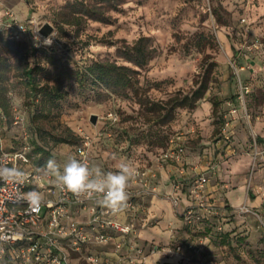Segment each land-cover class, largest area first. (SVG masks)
<instances>
[{"label":"rangeland","instance_id":"374dc122","mask_svg":"<svg viewBox=\"0 0 264 264\" xmlns=\"http://www.w3.org/2000/svg\"><path fill=\"white\" fill-rule=\"evenodd\" d=\"M21 1L27 19L34 21L24 43H43V27L54 29V46L42 45L29 56V64L41 68L42 85L62 83L66 95L53 116L38 117L41 98L35 102L13 68L6 86L15 97H8L10 116L6 125L0 124L3 148L39 145L62 165L77 159V148L88 136L90 167L117 172L122 163H131L135 173L150 171L146 182L157 188L154 195L136 174L127 187L150 193L149 198L174 195L158 191V172L167 171L175 178L174 190L184 186L179 207L172 203L182 224L168 228V242L155 243L166 248L165 253L149 257L147 264H264V0H127L116 10L106 9L108 22L86 19L76 27L63 22L73 11L68 7L95 5L98 0ZM141 37L152 40L157 56L147 68L138 69V84L132 89L115 92L92 82L83 87L64 74L58 79L62 69L85 71L96 61L131 66L118 50ZM0 56L16 64L2 40ZM207 69L210 90L197 108L169 113L170 101L180 92L194 91ZM16 116L22 119L19 125ZM180 133L187 138L185 160L190 164L160 161L172 137ZM201 175L209 183L199 203L190 191ZM239 191L243 200L237 203ZM190 206L195 207V217L187 226L184 212ZM158 224L155 218L147 227Z\"/></svg>","mask_w":264,"mask_h":264},{"label":"built area","instance_id":"2783aa9c","mask_svg":"<svg viewBox=\"0 0 264 264\" xmlns=\"http://www.w3.org/2000/svg\"><path fill=\"white\" fill-rule=\"evenodd\" d=\"M33 20H21L15 11L0 0V35L8 41H22L32 25ZM52 39V37H51ZM34 39L33 47L54 46ZM8 97L14 99L15 94ZM236 113V111H234ZM113 115H110L112 118ZM22 119L15 117V124ZM8 117L0 110V124L6 125ZM225 133V140L230 136ZM185 134H177L170 140L167 151L160 156V161H170L180 166L186 164ZM0 136V158L8 166H15L25 171L22 183L0 179V264H147L149 257L163 254L166 248L155 243L141 244L140 231L155 221L145 199L155 194L157 188L151 189L147 184L150 171H136L145 188L150 193H137L127 188V207L123 212L113 213L102 203V194L92 198L77 196L57 187L51 176H45L36 166L29 144L20 149L5 150ZM90 138L83 136L82 144L77 149V159L87 160L90 165L88 147ZM215 170V167H212ZM209 178L201 175L192 189L191 195L202 203ZM175 190L184 193V186L176 185ZM31 191L43 194V202L33 206L26 198ZM175 207H179V197L171 198ZM187 226L194 223L195 207H187L184 212ZM141 227V228H140ZM221 230V229H219ZM182 248L178 247L177 251ZM169 251V250H168Z\"/></svg>","mask_w":264,"mask_h":264},{"label":"trees","instance_id":"16d2710c","mask_svg":"<svg viewBox=\"0 0 264 264\" xmlns=\"http://www.w3.org/2000/svg\"><path fill=\"white\" fill-rule=\"evenodd\" d=\"M126 1L98 0V3L95 5L88 6L82 4L83 7H78L80 4L77 3L68 7V9H73V11L67 14L68 17L63 22L75 27L80 26L86 19L102 23L108 22L109 19L106 11L110 9L116 10ZM0 40L4 44L6 53L13 55L16 62L15 65H12L8 58L0 56V110L5 112L9 118L10 101L7 94L10 88H7L6 82L9 80V74L14 68L20 72L21 78L25 80L31 93L30 95L33 96L35 102L41 98L42 105L37 109V116H46V118L53 116L57 102L62 100L66 95L63 91V84L57 82L54 86H50L49 84L42 85L38 78L41 68L39 66L33 67L29 64V56L32 58L38 51L33 45L28 46L23 42L24 39L17 42L8 41L4 35H0ZM118 52L120 58L131 66L119 65L117 62L96 61L85 71L74 73L71 69H62L57 72L58 79L62 78L60 76L64 74L68 80L73 79V77L76 78L78 83L83 87L92 82L115 92L132 89L138 84V69H145L150 65L157 56V49L153 46L150 38L141 37L133 45L119 48ZM210 76L211 69H207L202 81L200 83L195 82L197 88L194 91L189 94L178 93L170 101L169 105L171 104V108L168 109V112L172 114L174 109H196L199 102L205 98L210 90ZM213 106L217 108L218 103L213 101ZM58 142L70 143V141L65 139H59ZM80 146L81 144L78 148ZM32 156L35 158L36 166L40 168H43L49 159H53L51 151H47L39 145L32 148Z\"/></svg>","mask_w":264,"mask_h":264},{"label":"clouds","instance_id":"9594fccd","mask_svg":"<svg viewBox=\"0 0 264 264\" xmlns=\"http://www.w3.org/2000/svg\"><path fill=\"white\" fill-rule=\"evenodd\" d=\"M48 37L45 41L51 44ZM10 96L14 93H9ZM45 176H51L58 188L67 190L74 195L92 198L95 194H102L103 205L113 213L123 212L127 207V187L135 175V168L131 163H122L117 172H104L98 166L89 165L87 160L69 158L62 165L55 159H49L45 166L39 169ZM25 171L15 166H8L0 158V179L22 183ZM26 198L33 206L43 202V194L31 191Z\"/></svg>","mask_w":264,"mask_h":264},{"label":"crops","instance_id":"0c3cea01","mask_svg":"<svg viewBox=\"0 0 264 264\" xmlns=\"http://www.w3.org/2000/svg\"><path fill=\"white\" fill-rule=\"evenodd\" d=\"M3 3L13 9L17 15V17L21 20H26L29 15L27 7L20 0H1ZM264 144V140H263ZM186 162V160H185ZM188 161L186 165H189ZM169 170V169H168ZM209 170V169H207ZM189 171H194L189 169ZM171 172V171H170ZM159 180L158 183V191L162 194H174L175 196H180L181 198L184 196L180 191L174 190L172 185L175 181V178L169 177L167 171H159ZM173 176V174L171 175ZM235 201L238 203L243 200V196L241 195V191L235 193ZM238 194V195H237ZM241 196H240V195ZM148 198V199H147ZM145 201L148 203L151 211L153 212L152 216L159 220V224L154 227H146L140 231L141 244H149V243H167L170 238V232L168 228L171 227H180L181 220L178 219L174 215L173 204L170 198H162V197H147ZM254 204H259V201H255ZM183 205V204H182Z\"/></svg>","mask_w":264,"mask_h":264},{"label":"water","instance_id":"95a60500","mask_svg":"<svg viewBox=\"0 0 264 264\" xmlns=\"http://www.w3.org/2000/svg\"><path fill=\"white\" fill-rule=\"evenodd\" d=\"M53 32H54L53 27H51L50 25H46V26L43 27V29L41 30L40 33H41V35H42L45 39H47L48 37H51V36H52ZM97 121H98V118H97L96 116H94V117L92 118V122H93L94 124H96Z\"/></svg>","mask_w":264,"mask_h":264},{"label":"bare ground","instance_id":"6f19581e","mask_svg":"<svg viewBox=\"0 0 264 264\" xmlns=\"http://www.w3.org/2000/svg\"><path fill=\"white\" fill-rule=\"evenodd\" d=\"M21 1V0H20Z\"/></svg>","mask_w":264,"mask_h":264}]
</instances>
